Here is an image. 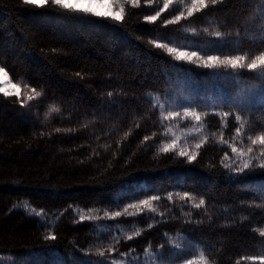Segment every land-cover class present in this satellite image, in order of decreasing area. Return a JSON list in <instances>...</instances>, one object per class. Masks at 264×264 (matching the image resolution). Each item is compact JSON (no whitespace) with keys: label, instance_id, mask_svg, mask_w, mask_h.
<instances>
[{"label":"trees","instance_id":"trees-1","mask_svg":"<svg viewBox=\"0 0 264 264\" xmlns=\"http://www.w3.org/2000/svg\"><path fill=\"white\" fill-rule=\"evenodd\" d=\"M178 12L172 6L155 24L143 23L154 12L141 0L138 8L127 4L123 23L116 24L90 15L72 18L76 14L52 5L0 0V66L24 93L32 95L34 88L44 94L37 104L25 95L0 93V254L26 264H95L101 259L97 247L112 244L113 254L142 255L146 247L163 246L167 253L179 234L196 251L174 257L173 264L200 250L212 264H257L247 257L264 255V169L236 174L221 163L226 152L234 158L231 145L246 151L248 137L264 131L259 70L170 63L171 57L149 43L163 37L161 42L174 39L172 46L183 42L197 50L212 47L209 33L221 31L234 40L239 34V50L207 54L250 58L264 51V0H218L191 18L160 27ZM192 28L195 34L185 31ZM175 90L204 116L203 146L191 164L175 149L176 155L159 152L166 121L162 126L159 109L153 111L146 98ZM53 105L60 111L46 119ZM236 115L244 123L238 139ZM185 191L197 202L203 197L205 205L195 209L181 202L175 193ZM170 192L172 201L166 199ZM153 195L165 197L154 203L155 216L124 213L103 222H75L80 212H123ZM24 203L56 218L42 226L40 217L26 215ZM136 230L142 235L124 239ZM50 233L55 240L45 239Z\"/></svg>","mask_w":264,"mask_h":264},{"label":"snow or ice","instance_id":"snow-or-ice-1","mask_svg":"<svg viewBox=\"0 0 264 264\" xmlns=\"http://www.w3.org/2000/svg\"><path fill=\"white\" fill-rule=\"evenodd\" d=\"M182 2V0H181ZM218 0H192L191 5L187 7V16H185L184 11H179L177 15L172 17L171 19L163 20V23L160 25L162 28H167L170 24H177L183 19L191 18L196 13L201 12L206 9L209 4L216 5ZM24 5L34 6L36 8H44L47 5H52L60 10H63L64 14H76L72 18H80L81 15L84 16H93L98 18H104L111 22H115L116 24H122L125 19L126 14V4L131 5L133 8H138L141 6V0H124L123 3H118V0H22ZM144 6L152 9L154 14L145 15L143 17V23L147 24H155L158 20H160L163 14L170 8L173 4V0H163V6H159L157 0H143ZM156 5V7H153ZM158 7V10L156 8ZM66 18L67 15H66ZM193 34L197 32V29L192 28L190 30ZM204 32H208L207 29L203 30ZM209 44L212 47H204L198 48L197 50H189L190 46L183 42H176V46H172L173 41L161 42L163 37L150 39L149 43L157 49H160L162 52L166 53L169 57H171V61L176 62H187L189 64L195 65L197 68H203L208 70H216L228 72L231 70L238 69H248L250 71L259 70L256 75L257 77L264 82V51H259L258 54L251 55L250 58L246 55H209L208 51H238L239 50V34H237L236 39L232 38L231 33H222L221 31H214L209 33ZM264 39V36L261 37ZM218 45H228L227 48L218 47ZM250 59V62H246V60ZM236 75H243V73L236 72ZM0 75H3L4 79L7 80L8 74L5 72L3 67H0ZM77 76L80 73L76 74ZM13 88H16L17 91L15 93H9V91L5 88H0V93H3L5 97L9 95H16L19 97V89L17 85L13 84ZM32 95L27 97V102L36 101L37 104L40 102V98L43 97L42 91H37L36 89H32ZM109 97L112 96V93L108 94ZM152 105V110L156 111L159 109L160 117H161V125L163 126L165 121H169L173 118L178 119L179 121H186L189 118L196 122L202 121L204 116L199 113L196 108L192 107V105H188L182 108L183 115H181L180 111H168L167 115H164V111L166 105L164 103H160V97L151 96L150 94L146 97ZM27 102H21V106H26ZM60 109L55 105L50 106L48 109V113L45 114V118L47 119L50 113H58ZM207 115V114H205ZM211 115L215 116L216 113H211ZM225 118L229 117L231 113H224ZM235 120L240 122V126L236 128V137L234 139L242 138V133L244 129V123L242 121V117L240 115L235 116ZM57 132L61 131V129H56ZM199 131V129H197ZM145 141L149 138L145 137ZM249 146L247 150L238 149L235 145H231V152L234 157L230 158L229 154L226 152L225 157L222 158L221 163L225 169H228L230 172H234L236 174H245L250 172L251 170L259 167L260 169H264V131L257 133L255 135L249 136ZM176 140H172L171 147L168 145H164L159 149V152L162 154H167L170 151L174 152ZM222 144H227V141H222ZM203 146V142L197 143L195 145L196 151H185L180 150L178 152L179 157L186 158L189 164L195 162L198 158L199 149ZM258 149V152H257ZM229 159L230 162L225 163L224 160ZM175 196L181 202L190 203L192 208L200 209L205 205L206 201L203 197H201L198 202L196 201V197L191 193L185 191L183 193H175ZM261 198H264V190L261 192ZM161 199H165V197H161L160 195H153L147 199H141L136 203L128 204L125 206L123 212L115 211V212H104V216L111 218H118L127 213L129 217L142 215L144 212H148L149 214L155 216L156 209L154 208V203L160 201ZM167 200L172 201L174 199L173 193H168ZM135 209L136 212H128V209ZM26 215L40 217L42 214L40 212H26ZM97 217L95 215H80L79 221H75L77 223L83 222L85 220H96ZM43 223H47L46 220L42 221ZM154 225L149 224L148 228H152ZM142 233L139 230L133 231L131 235L125 236V240H132L134 237L141 236ZM260 235L264 236V229L260 230ZM45 239L55 240L56 236L51 233L45 237ZM173 238L169 237V240ZM119 237L113 238V243H118ZM117 249L110 244L106 249L105 248H96V252L100 260L96 261L95 264H107V255L109 253L116 252ZM134 251V250H130ZM196 246L190 242H185V238L177 235L175 242L172 245V248L168 249V252L165 253L163 250V246L160 249L152 250L150 247H146L143 250V254L145 257L144 264H166V261H171L174 257H183L189 252H195ZM121 256H126L128 254L121 253ZM250 261L259 260L261 264H264V255L260 256H250L247 257ZM11 260V258H9ZM111 264H129V261L124 260H116L113 259ZM183 264H212L209 260L208 255L204 250L199 251V255L196 259H185Z\"/></svg>","mask_w":264,"mask_h":264},{"label":"rangeland","instance_id":"rangeland-1","mask_svg":"<svg viewBox=\"0 0 264 264\" xmlns=\"http://www.w3.org/2000/svg\"><path fill=\"white\" fill-rule=\"evenodd\" d=\"M124 0H118V3H123ZM192 0H173V4L170 6H174L179 8V11H184V13H187V7L191 5ZM157 3L161 4V6H163V0H157ZM127 5V4H126ZM125 5V7H126ZM1 67V66H0ZM5 72H7L5 70ZM8 74V73H7ZM15 84L17 85L18 89H19V93L20 95H25L26 97L30 96L28 93H24L22 91V86L19 83H16L14 81H12L8 75L7 80L4 79L3 75H0V88H5L9 91V93H15L17 91L16 88H13L12 85ZM151 96H158V95H151ZM160 97V96H158ZM188 97L184 94H182V92H179L178 90L173 91L172 93L168 94L167 96L164 97H160V103H164L166 105L165 111H164V115H167L168 111H180L181 115H183V111L182 108L186 107L189 105L188 102ZM202 123L200 122H196L194 120H192L191 118H189L186 121H179L178 119H171L169 121H166V131H165V135H166V140L164 145H168L171 147L172 145V140H176V144H175V150H177L178 152L180 150H185V151H194L195 150V145L197 143L200 142L201 139V131H202ZM197 129H199V131H197ZM236 158V157H234ZM21 207L25 208L26 210H28L29 212H40L42 215L40 216V218L42 220H46L47 222L51 223L56 216L54 215H50L47 214L41 210H37L35 208H32L31 206H29L28 204H22ZM120 211V210H118ZM128 212H132L135 213L136 210L135 209H128ZM81 215H85L87 216V214H83V212H80ZM97 213V212H96ZM95 213V216L97 217L98 220L102 221L103 220H107L110 219L111 217H105L104 213L103 214H99ZM104 229L107 228V226H105V224H102ZM102 227V228H103ZM120 230L122 232H124V230L122 228H120ZM125 232H130L129 230L126 229ZM110 254V253H109ZM108 254V255H109ZM199 255V252L192 258L190 259H196ZM9 258H11V260H9ZM113 259L116 260H128L129 264H144L145 262V257L144 254L142 255H137V254H128L126 256H121L120 254H113L111 253L109 255V257L107 258V264H111V261ZM184 261L180 262V263H175V264H183ZM257 264H261V262L255 261ZM0 264H26V261L23 258H16L13 255L10 254H0ZM166 264H173L169 261H166Z\"/></svg>","mask_w":264,"mask_h":264}]
</instances>
